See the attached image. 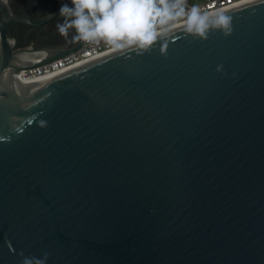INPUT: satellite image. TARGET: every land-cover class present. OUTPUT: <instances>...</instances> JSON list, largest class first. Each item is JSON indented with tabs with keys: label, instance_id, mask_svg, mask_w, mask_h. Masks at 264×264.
Wrapping results in <instances>:
<instances>
[{
	"label": "water",
	"instance_id": "1",
	"mask_svg": "<svg viewBox=\"0 0 264 264\" xmlns=\"http://www.w3.org/2000/svg\"><path fill=\"white\" fill-rule=\"evenodd\" d=\"M208 15L231 33L40 82L84 42L21 58L2 31L0 264H264V0Z\"/></svg>",
	"mask_w": 264,
	"mask_h": 264
},
{
	"label": "clouds",
	"instance_id": "2",
	"mask_svg": "<svg viewBox=\"0 0 264 264\" xmlns=\"http://www.w3.org/2000/svg\"><path fill=\"white\" fill-rule=\"evenodd\" d=\"M186 0H70L62 3L59 14L63 22L57 24L61 36L85 44L109 46L121 54L134 51L149 53L159 41L167 47L166 38L174 22L183 20L184 31L193 38L206 40L212 30L231 33L230 18L218 15L213 19L193 6L185 8ZM23 257V254L21 253ZM49 253L42 258L23 257L21 264H47Z\"/></svg>",
	"mask_w": 264,
	"mask_h": 264
},
{
	"label": "flooded vegetation",
	"instance_id": "3",
	"mask_svg": "<svg viewBox=\"0 0 264 264\" xmlns=\"http://www.w3.org/2000/svg\"><path fill=\"white\" fill-rule=\"evenodd\" d=\"M62 3L70 0H0V34L4 31L12 53L44 57L79 43L71 38L74 30L68 37L57 30V24L63 22L59 14Z\"/></svg>",
	"mask_w": 264,
	"mask_h": 264
},
{
	"label": "built area",
	"instance_id": "4",
	"mask_svg": "<svg viewBox=\"0 0 264 264\" xmlns=\"http://www.w3.org/2000/svg\"><path fill=\"white\" fill-rule=\"evenodd\" d=\"M246 1L247 0H186L185 8L186 11H189L193 6H195L199 8L202 14H210ZM182 23L183 20L181 19L177 22H174L171 27ZM110 51L113 50L103 43L99 45L83 43V45L77 51L72 52L71 54H68L62 58L53 60L40 66L23 69L18 77L28 82H39L45 77L52 78L55 75H59L67 71L68 68L76 64L81 65Z\"/></svg>",
	"mask_w": 264,
	"mask_h": 264
},
{
	"label": "bare ground",
	"instance_id": "5",
	"mask_svg": "<svg viewBox=\"0 0 264 264\" xmlns=\"http://www.w3.org/2000/svg\"><path fill=\"white\" fill-rule=\"evenodd\" d=\"M247 1H248V0H247ZM28 57H30L29 54H24V55H23V58H28ZM21 58H22V57H21ZM79 65H80V64H76V65H74V66L68 68V70H70V69H72V68H74V67H76V66H79ZM68 70H67V71H68ZM55 76H56V75H55ZM55 76H54V77H55ZM49 78H50V77H45V78H43V79L40 80V81H44V80H47V79H49ZM40 81H39V82H40Z\"/></svg>",
	"mask_w": 264,
	"mask_h": 264
}]
</instances>
